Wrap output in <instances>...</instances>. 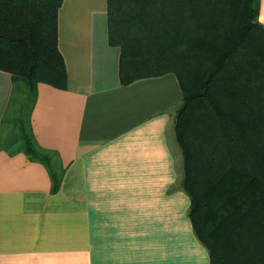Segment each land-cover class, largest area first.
I'll return each instance as SVG.
<instances>
[{"label": "crops", "instance_id": "obj_1", "mask_svg": "<svg viewBox=\"0 0 264 264\" xmlns=\"http://www.w3.org/2000/svg\"><path fill=\"white\" fill-rule=\"evenodd\" d=\"M57 46L65 86L38 82L30 113L63 168L55 192L46 166L5 134L13 83L0 69V264H210L170 137L176 75L121 83L107 0H62Z\"/></svg>", "mask_w": 264, "mask_h": 264}, {"label": "trees", "instance_id": "obj_2", "mask_svg": "<svg viewBox=\"0 0 264 264\" xmlns=\"http://www.w3.org/2000/svg\"><path fill=\"white\" fill-rule=\"evenodd\" d=\"M62 0H0V69L10 73L13 150L42 162L55 192V153L32 133L36 85L64 87L57 46ZM260 0H107L122 84L173 72L182 90L173 131L188 217L210 264H264V25ZM18 91V97H16ZM25 113V114H24Z\"/></svg>", "mask_w": 264, "mask_h": 264}, {"label": "rangeland", "instance_id": "obj_3", "mask_svg": "<svg viewBox=\"0 0 264 264\" xmlns=\"http://www.w3.org/2000/svg\"><path fill=\"white\" fill-rule=\"evenodd\" d=\"M16 97H18V91H16ZM18 109V103H17V108L13 103H11V108L9 109V113H8V116L13 119L14 117H16V110ZM25 114V113H24ZM7 129H6V132L5 134H7V132L9 133L10 130H11V124H7ZM170 137H171V141H172V144L174 146V149L176 151V155H177V161L179 163V169L180 171L182 170V167H181V153H180V150L176 144V140H175V137H174V131H173V128H171V132H170ZM182 172V171H181Z\"/></svg>", "mask_w": 264, "mask_h": 264}]
</instances>
